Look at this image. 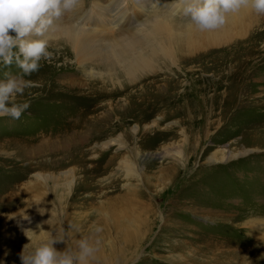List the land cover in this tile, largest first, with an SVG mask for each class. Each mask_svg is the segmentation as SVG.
Here are the masks:
<instances>
[{"label":"rangeland","instance_id":"1","mask_svg":"<svg viewBox=\"0 0 264 264\" xmlns=\"http://www.w3.org/2000/svg\"><path fill=\"white\" fill-rule=\"evenodd\" d=\"M256 22L245 40L160 61L121 86L88 82L91 68H72L50 40L59 61L38 72L53 89L22 99L30 107L19 120L0 117V264H21L26 244L58 230L75 247L94 225L103 232L93 264H264V16ZM85 82L106 96L96 100ZM68 172L58 183L35 178ZM22 222L39 233L25 245L14 233Z\"/></svg>","mask_w":264,"mask_h":264},{"label":"bare ground","instance_id":"2","mask_svg":"<svg viewBox=\"0 0 264 264\" xmlns=\"http://www.w3.org/2000/svg\"><path fill=\"white\" fill-rule=\"evenodd\" d=\"M152 1L111 0V2L108 1L110 3L106 6L100 0H82L81 6L74 12L66 14L55 22L54 30L48 36L49 41L53 40L51 44L53 43L54 46H61L59 50L61 49L62 52L59 59L62 56L70 58L65 63L69 64L72 61V65L74 64L72 68L79 66L86 71L88 68H91L89 72H84L88 82L100 80L104 84L108 81L114 86H121L123 79L130 84H135L149 74L154 73L160 61L176 65V61H178L180 55L189 56L200 51H205L208 48H224L239 38L245 40L253 25L257 23V15L242 11L237 15L230 16L227 23L221 28L200 32L194 27L189 28L186 19L178 21L173 14L166 15L164 13L159 15L165 12L163 8H167L169 11L174 0ZM111 7H113V10H111ZM59 59L51 58V63L44 65L41 62V68H46L47 65H49L50 69L56 68L55 66H57ZM95 64L99 66L98 71L92 67ZM72 68H67V70ZM40 74L39 72H35L31 77H26L29 80L33 78L39 80L35 82L36 86L26 89L23 96L17 97L18 102H21L22 99L25 100L27 95L35 94L36 98L44 97L47 91H49V86H51L48 83L49 81L47 80L48 82H46L45 78H40ZM55 85L57 88L68 91L74 90L77 87L75 82L69 84L55 83ZM91 86L90 83L86 82L82 84V87L92 90L90 91L91 94L97 95L95 97L96 100L106 96L105 94L107 93H101V91L91 88ZM50 89L52 90L53 87L51 86ZM96 92L101 94L98 95ZM109 94L107 96H110ZM58 109L56 108L54 111ZM61 110H64L62 106ZM65 110L69 111V115L74 114V112L76 113V111L69 108ZM96 111H98V107L95 106L92 112L95 113ZM60 121L58 120V122ZM66 121H68L67 123L74 122L73 120ZM89 122L87 123L89 124ZM90 124L92 126L95 125V120L90 122ZM153 124H156V121ZM57 128H59V124L55 123L53 128L51 127L48 130H56ZM99 139H102L101 136H99ZM114 143H119V138L97 144L95 148H104ZM210 161H218L216 154L210 157ZM129 170L131 171V169ZM69 174L71 173L68 172L60 177L36 175L35 178L37 181H42L45 184L49 178L58 183L59 179L62 177L65 179ZM54 185L56 187L59 186L58 184ZM64 185L68 187L71 185V181H65ZM252 220L248 224H251L252 229L258 230V227L261 225L254 221L256 219ZM20 226L23 228L14 231L16 234L15 240L19 244L25 245L29 239L26 232L32 228L29 225L23 226V222ZM30 236L36 237L39 236V233L36 232Z\"/></svg>","mask_w":264,"mask_h":264},{"label":"clouds","instance_id":"3","mask_svg":"<svg viewBox=\"0 0 264 264\" xmlns=\"http://www.w3.org/2000/svg\"><path fill=\"white\" fill-rule=\"evenodd\" d=\"M81 4L82 0H0V66L14 65L19 70L16 74L4 71L0 78V117L19 120L30 107L29 102L17 100L35 86L26 77L40 70L42 60H51L48 36L55 22ZM169 11L184 17L189 28L203 32L221 28L230 16L242 11L264 16V0H174ZM91 231L75 247L67 244L62 230L39 244H26L19 254L21 264H93L103 227L94 225ZM29 233L33 231L26 232L31 241ZM58 244L65 247L59 250Z\"/></svg>","mask_w":264,"mask_h":264}]
</instances>
